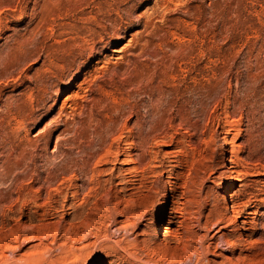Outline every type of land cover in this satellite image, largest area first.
<instances>
[{
	"label": "rangeland",
	"instance_id": "1",
	"mask_svg": "<svg viewBox=\"0 0 264 264\" xmlns=\"http://www.w3.org/2000/svg\"><path fill=\"white\" fill-rule=\"evenodd\" d=\"M0 264H264V0H0Z\"/></svg>",
	"mask_w": 264,
	"mask_h": 264
},
{
	"label": "bare ground",
	"instance_id": "2",
	"mask_svg": "<svg viewBox=\"0 0 264 264\" xmlns=\"http://www.w3.org/2000/svg\"><path fill=\"white\" fill-rule=\"evenodd\" d=\"M227 151H228V150H227ZM226 163H230V162L226 161ZM227 191H228V190H227ZM229 205H230V204H229ZM237 214H238V213H237ZM191 216H192V215H191ZM238 217H239V216L236 215L234 218H235V219H238ZM231 243H232V242H231Z\"/></svg>",
	"mask_w": 264,
	"mask_h": 264
}]
</instances>
